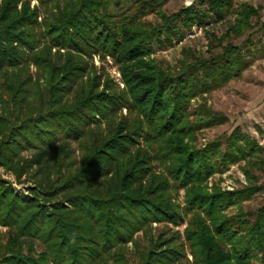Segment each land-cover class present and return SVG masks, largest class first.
Listing matches in <instances>:
<instances>
[{"label": "trees", "instance_id": "1", "mask_svg": "<svg viewBox=\"0 0 264 264\" xmlns=\"http://www.w3.org/2000/svg\"><path fill=\"white\" fill-rule=\"evenodd\" d=\"M32 1L0 0V166L39 176L28 194L0 176V264H264V200L243 206L264 189L253 174L264 145L238 127L198 145L227 121L204 95L250 61L230 42L208 58L183 47L174 66L152 56L229 15L213 39L239 37L260 7L196 0L168 14L167 0ZM235 163L246 186L209 182ZM154 223L164 226L156 236Z\"/></svg>", "mask_w": 264, "mask_h": 264}, {"label": "rangeland", "instance_id": "2", "mask_svg": "<svg viewBox=\"0 0 264 264\" xmlns=\"http://www.w3.org/2000/svg\"><path fill=\"white\" fill-rule=\"evenodd\" d=\"M233 7L241 1H248L255 7H260V18H252L253 26L244 31L239 37H229L224 40L221 45L213 39L212 33L219 36L226 28L228 21L232 20V16H227L224 21L208 26V29L192 28L193 33L186 35V37L179 43L164 48L156 47L155 52L152 54L158 61H162L165 65L174 66L178 63L181 57V48H191L196 55L203 58H208L212 53H217L221 50V46L230 42L238 45L243 49L248 60L250 61L247 68H245L240 75L230 79L225 85L216 90L204 95L207 105L214 111L223 113L227 117V121L216 125L212 128L203 129L198 136V145H205L210 141L217 138H224L230 134L235 127H238L243 132L257 140L259 144L264 145V36L262 31L258 30L259 24L264 20V0H231ZM35 1H32L34 4ZM186 4V0H167L163 5V9L169 14L176 12ZM151 21L156 18L153 15L147 17ZM94 65L99 68L102 62L97 55L93 56ZM105 71L111 76L119 87H123L121 75L111 58L107 57L103 63ZM100 71V70H99ZM101 72V71H100ZM203 99H199V102ZM126 112L125 109L122 110ZM31 152L23 151L22 156L30 157ZM36 167H32L30 171L24 173L21 177L17 178L12 171L7 170L5 167L0 166V176L8 181L15 190L24 194L29 193V188L33 186L34 181L39 178H34ZM253 174L257 177V185L264 188V170H254ZM36 176V175H35ZM220 179V185L223 189L234 190L246 186L247 181L240 169V163L229 165L220 175L215 174L209 177V182L212 180ZM210 184V183H209ZM182 191L180 192V197ZM181 199V198H180ZM264 200V189L260 193H256L250 200L243 203L245 210H255L262 204ZM162 224H152V232L156 236L160 230L163 229ZM172 230H182L183 225L179 227H172ZM3 231L4 228L0 227ZM139 240V245L145 247L147 239L139 233L136 235ZM130 259L134 260L132 256L133 248L131 243ZM186 255L191 259L186 251Z\"/></svg>", "mask_w": 264, "mask_h": 264}, {"label": "water", "instance_id": "3", "mask_svg": "<svg viewBox=\"0 0 264 264\" xmlns=\"http://www.w3.org/2000/svg\"><path fill=\"white\" fill-rule=\"evenodd\" d=\"M196 0H186V4L184 6H189L193 4Z\"/></svg>", "mask_w": 264, "mask_h": 264}]
</instances>
